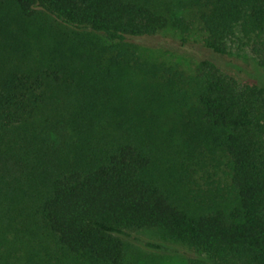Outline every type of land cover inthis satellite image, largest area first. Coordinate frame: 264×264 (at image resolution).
<instances>
[{
	"label": "trees",
	"instance_id": "obj_1",
	"mask_svg": "<svg viewBox=\"0 0 264 264\" xmlns=\"http://www.w3.org/2000/svg\"><path fill=\"white\" fill-rule=\"evenodd\" d=\"M43 16L52 65L9 32ZM166 28L264 67V0H0V264H125L142 229L264 264V86L153 58L137 40Z\"/></svg>",
	"mask_w": 264,
	"mask_h": 264
},
{
	"label": "rangeland",
	"instance_id": "obj_2",
	"mask_svg": "<svg viewBox=\"0 0 264 264\" xmlns=\"http://www.w3.org/2000/svg\"><path fill=\"white\" fill-rule=\"evenodd\" d=\"M38 24L39 38L28 36L22 25L10 24L9 32L15 35L11 42L19 53H30L34 59L45 60L52 65L55 52L61 49L54 38L56 25L46 16ZM202 37V32L198 29L181 34L172 28H166L152 36L142 37L137 42L153 58L185 73H192L197 62L208 57L237 80L264 86V67L256 63L252 54L240 42L230 43L226 54L217 55L204 46ZM123 238L126 244L125 264H186L191 254L184 244L167 239L152 229H142Z\"/></svg>",
	"mask_w": 264,
	"mask_h": 264
}]
</instances>
